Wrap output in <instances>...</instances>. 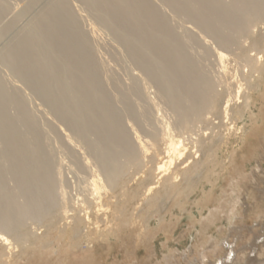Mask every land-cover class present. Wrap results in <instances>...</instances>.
<instances>
[{
	"label": "bare ground",
	"instance_id": "1",
	"mask_svg": "<svg viewBox=\"0 0 264 264\" xmlns=\"http://www.w3.org/2000/svg\"><path fill=\"white\" fill-rule=\"evenodd\" d=\"M41 1L44 2L41 10L28 24L20 26L21 31L13 39L8 38L10 41L0 51V66H6L17 81L25 84L30 92L48 107L49 113L53 115V121L45 125L59 134L58 138L64 135L66 146L72 149L71 155L74 154L81 168L88 169V164L85 163L88 161L85 159L83 163L82 158L77 157V150L74 147L79 144L86 145L88 153L96 161L100 180L97 175L98 181L96 178L92 179V182L89 181L91 186L89 182L86 186H81L82 195H90L92 199L81 197L80 202L86 212V220H90L92 213L98 214L103 209L110 211V214L102 213L106 217L107 226L96 235L97 238L108 242L116 229L120 230L124 225L129 227L137 223L132 217L130 221L120 219L127 211L124 206L135 197L129 193L124 185L126 183L119 193L112 192L109 196V191L119 177H123L127 171L132 173L130 168L134 169L135 178L136 175H140L137 181L140 187H144L142 196H146L147 204L151 206L162 200L169 202L165 215L159 214L158 226L161 227L168 215L175 216L179 209L181 211L188 209L180 201L183 195L186 197L192 195L195 192L194 186L203 181L214 187L216 180L214 181L213 177L221 176V172L216 170V165L220 161L218 160L216 164L211 159L214 157L213 152L217 150L212 152L214 150L212 143L203 138L204 136L199 133L202 130H197V126L208 118L207 114L222 109L220 102L222 94L218 91L217 83L219 82L220 86L227 78L223 79L221 76L222 81L220 76L214 79L190 53L189 42L202 43L208 48L211 45L206 37L210 36L219 47L228 50L234 44L240 43L243 37H251L253 46H260L264 51V35H253L255 32L253 27L259 23L264 24V0H158L161 2L159 4L156 0H28L19 13H14L13 19L10 21L6 19L7 22L2 24L0 39L11 30L20 17L27 15ZM11 4L10 0H0V22H3L6 14L10 12ZM160 4L169 7L175 17L184 18L197 25L202 33L208 36H198L188 29L182 35ZM18 9L15 10L18 12ZM87 17L89 20L93 18L89 24L84 20ZM82 20L88 24L87 29L86 26L83 28L82 23L85 22ZM93 23L95 25L98 23V28L101 25L106 29L123 47L121 50L126 52L132 69L131 82L128 86H123L109 71L105 61L98 58V28ZM242 46L238 57L250 66L252 76L257 74L258 79L261 78L264 75V62L259 61V57L251 58ZM151 87H155L156 91H152ZM249 89L251 91L244 93V104L239 107V112H236L239 114L238 119L243 120L246 113L252 116L255 96L253 89ZM25 92L16 87L8 88L0 72V241L8 243L9 239L3 233L8 232L14 235V241L23 244L22 246L33 236L32 233L21 230L27 218L39 216L41 218L48 210L57 209L61 202L57 193L59 190L57 176L60 174V168L55 165L56 151L53 147H48V136L40 123L42 120L39 122L37 118H41L29 107L23 96ZM236 93L239 97L241 90ZM232 95L226 102L224 101L225 116L229 113V103L236 98ZM157 99L166 103L173 113H171L173 119L171 117L167 119L165 116L167 114L161 113L162 108ZM261 118L253 121L256 123V129L264 125ZM145 123H151L148 138L143 137L138 131V128L142 129L146 125ZM245 128V125L239 127L238 123H233L227 131L231 135L235 133L239 136V131ZM62 129L65 130V134L60 132ZM229 134L225 135L226 140L227 138L230 140ZM244 138L247 140L248 134L243 140ZM151 149L157 150L153 153L157 165L146 170L148 161L144 164L143 156L145 155L146 159ZM238 152L239 150H234L231 153L232 162H229L233 163ZM255 152L254 148H247L243 153L244 159L251 160V155ZM193 153H199L197 159L185 165L188 162L186 157L190 155L188 156L190 158ZM220 164L222 165V162ZM243 167L240 173L241 180L235 181L234 178L230 180L231 195L216 196L212 191L204 190L203 196L195 201L194 204L201 209L200 211L204 210V205L208 201L214 206L209 208L207 216L198 221L202 228L201 234H204V229L208 227L213 229L210 235L200 241L201 248L193 245L189 251L174 253L173 260L166 259V264H183L181 259L183 256L188 260L187 264H215L226 250L221 244L226 236V227L219 226V223L227 222L234 225L237 230L245 233L244 240L251 239L250 234H253L254 230L249 229L248 225L259 218L260 214L255 210L257 203L253 204V197L240 192L238 188L245 181L253 182L260 172L264 173V165L261 162L252 165L250 174L245 172L248 166ZM10 181L14 182L13 186ZM59 191L64 202L66 191L62 188ZM139 192L135 191L134 194ZM150 193L151 195L147 197ZM142 200L140 197L135 208L140 206ZM121 205L123 209L120 208ZM163 208L165 209V206ZM147 218L146 226L150 228L155 217ZM175 218L179 219L178 216ZM85 219L76 217L73 227L81 229L82 225H86ZM172 219L174 217L171 221ZM91 236L90 233H86L89 241H92ZM225 245L232 247L231 242H225ZM191 253L196 254L194 260L189 259ZM233 253L237 259L233 264L249 263L248 251H242L240 256L236 255V251ZM257 257L264 258V243ZM257 261L262 263V260ZM132 264L140 262L136 259Z\"/></svg>",
	"mask_w": 264,
	"mask_h": 264
},
{
	"label": "rangeland",
	"instance_id": "2",
	"mask_svg": "<svg viewBox=\"0 0 264 264\" xmlns=\"http://www.w3.org/2000/svg\"><path fill=\"white\" fill-rule=\"evenodd\" d=\"M16 1L10 0V2L12 3L11 10L10 12L6 14L5 16L6 18L4 17L5 19L2 20L3 22H0V27H1L0 31L2 30V24H5L7 20L10 21V19H13L14 15L16 13H19L21 9L24 8L28 0H20V1L16 0ZM41 3L37 4L38 6L33 7L27 13V15L20 17L17 20V22H15V25H13V27L15 26L14 28L12 27L13 30L11 28L9 32H7L5 35L2 36V38L0 39V51L5 47V45L11 39H13L21 31L22 29L21 27L28 24L32 20V17H34L41 10L44 2L41 1ZM156 3L159 4L161 2L158 1ZM15 5H16V8H15ZM159 6L163 9V11L169 17H171L172 22H175L173 24L174 25L176 24L175 26H177V28L179 29L182 35L185 32V30L188 29V30H191L193 34L195 33L198 36L200 35L205 36V37L208 36L207 34L202 33V31L197 25L185 20L184 18L175 17L174 13H172L173 11H170V8L167 7L166 5L160 4ZM15 9H18L19 11L17 12V10ZM84 20H87L89 24V22H91L93 18L92 19L90 18L89 20V18L87 17ZM84 20L82 21L85 22V24L82 23V26L83 28H85L84 26H86V29H87L88 24L86 25V21ZM95 23L93 24L95 25ZM97 25L95 26L98 28ZM257 25L258 26L253 27V31H255L253 32L254 33L253 35L254 36L255 35L260 36V34L264 35V24L259 23ZM107 32L108 31L102 28L101 25L97 29V37H98L97 50L99 49L98 58L101 59L102 61H105L104 63L107 66H109L108 67L109 71L113 73L120 80L123 86H128L131 82V72H132L131 62L126 55V52L124 50H121V48L123 49V47L113 39L112 35L109 32H108L109 34ZM256 32L258 34H256ZM206 38L209 41V44L211 45L210 47H208L209 50L208 48H205L206 46L205 45L203 46L202 43L189 42L190 53L199 61L200 64L203 65V67H205V69L208 71V73L211 76H213L214 79H216V77L218 79L219 76H220V79H221V76H223V79L224 78H227V79H224V80L221 79V81L222 80L223 81L222 83H220V86L218 84L219 82L217 83L218 91H220V93L222 94V99L220 101L223 106L221 109L222 111L216 110L210 114H207L208 118H206V120L208 119L209 121L207 120L208 121L207 122L204 119L203 120L204 123L200 122V126L198 124L197 130L198 129L202 130V132H199L200 130L198 132L201 133L202 136H204L203 138H205L206 141L212 143L213 145L212 149L214 148L212 152L217 150L216 151L217 153L213 152L214 155H212V157L214 156L216 160H214V157L213 158L210 157V158L212 159L213 162L215 161L216 164H218L219 161L220 163L222 162V165L220 163L216 165V170L221 172L220 173L221 176L219 178L216 176L213 177V180L214 181L216 180V185L214 187H212V185L209 184L207 181H203V183L195 185L194 186L195 192L192 195H189L187 197L183 195V197L180 198V201H182L184 206L188 209H184L183 211L179 209L175 213V216L168 215L167 219L163 222V225L159 227L158 226V221L160 219L159 214L161 213L162 215H165L166 207L169 204V202L162 200L151 206L150 204H147L145 202L146 196H142L144 187L143 188L142 186L140 187L137 181V178L140 175H136L137 177L135 178L134 169L130 168V170H132V173L131 171L130 172L127 171V173H125L124 175L125 177L124 176L119 177L116 183L112 186V190L109 191V196L111 195L112 192L119 193L121 191V187L123 186V184L126 183L124 185H126V187L128 188V191H130L129 193L130 194L132 193V195L135 197L130 199V202H128V204L124 206L125 209L127 208V211L124 212L122 216H120V219L124 218L130 221V219L132 220V218H135V220H137V223L133 224L132 225L133 227L131 225L129 227L124 225L125 227L122 226L121 229L123 230L120 229L121 231L119 229H116L115 234L111 236L112 238L108 242H105L101 238L98 239L96 235L104 231L107 226L106 220H105L106 217L105 215H102V213L110 214V211L109 210L105 211L106 209H103L101 212H98V214L92 213L90 220H92L93 222L91 223L90 220L85 219L86 212L83 210L84 208L80 202L81 199H84V198L90 199L92 197L90 195L88 196L86 195L87 197L82 195L81 193V190L83 187L82 185L86 186L89 181L92 182V179L95 180L97 175H98V179L100 180L98 169H97V163L94 159H92V157L88 153L89 151H88L87 146L84 144H79L78 146L74 147V149L77 150L76 151L77 157L79 159L82 158L81 162L83 161L84 163L85 159L86 161H88V162H85L86 164H88L87 165L88 169L86 167H83L84 168L83 169L80 167L79 165L80 163L77 160H75L76 157H74V154L71 155L72 149L66 146L67 143L65 144L63 140L64 135L62 136L60 135V138H58L59 134H56L55 132H53L50 129V126L45 125V124L49 125L53 121V115L49 113L50 111L48 107L43 103L41 99H38L39 97L37 96L35 97V94L30 92L31 90L25 84H21L20 81H17V78H15L10 73L11 71L6 66H3V65H2L3 67L0 66V72L6 83V86L8 88L16 87L19 90L22 89L23 92L26 91L25 92L26 95L23 94L24 98L27 100L29 107L32 109V111L35 114H37L36 116L41 118V119L39 118L37 119L38 121L42 120V122L40 121L39 122L42 123V126L46 130V133L48 136V140H47V144L49 145L48 147H53L56 151L55 165L60 168V174H58L59 176H57V180L59 182L58 184L59 190H61L62 188L64 191H66L64 195V200H65L64 202L62 200L63 195H59L61 192L59 190L57 191V193H59L58 194L59 201L62 202V203L60 202V206H58L57 209L48 210L44 216L41 215L42 216L41 218L40 216L39 218H32L33 220L31 218L30 219L27 218V220L25 221L26 223L24 224L25 226L21 230L27 231L30 234L32 233L33 236L26 240V242L24 243V246H22L23 244L17 243L14 241L15 240L13 238L14 235L8 232H3L4 236L9 239L8 243L11 241L12 242L9 245L4 240L0 241V264L1 263L2 264H7V263H11V264H132L134 260L136 259L139 260L140 264H166V259H170L171 261L173 260L172 256L174 255V253H177V252L183 253V252L189 251L190 247H192L193 245H194L193 247H195V245H198V248H201V245H200L201 242L208 235L212 233L213 229L208 227L204 229V234H201L202 228L199 225L200 223L198 221L203 219L202 217L207 216L210 211L209 208H213L214 206H213V203L208 201L204 205L205 206L204 210L200 211L201 209H199V207L194 204L195 201L203 196L204 190H206L207 192L212 191V193H215L216 196L220 194L231 195L232 187L230 185V180L232 178H234L235 181L241 180L240 173L242 172L244 165L248 166L247 171H245L248 174H250L252 171V165H257L258 162H261L264 165V125L262 126V128L256 129V123L253 122L256 119L261 118L259 116H263L261 119H263L264 121V112H263L264 111V75L259 79L256 76L257 74H255V76H252L250 66H247V64H245V61L238 57V54L243 49L241 48V46L244 45L242 47H244L245 51L247 50L246 53L251 58L256 59L259 57L258 60L264 62L263 48L262 47L260 48V46L254 47L252 44V40L250 41L251 37L250 38L243 37L241 39L243 43H241L240 41V43H237V45L234 44L231 47V49L229 48L228 50L219 47L218 43L214 41L213 38H210V36ZM220 53H222V55ZM219 54L222 57H220ZM119 72L120 73L123 72L124 74L122 73L121 75ZM224 84L226 85V88ZM252 85L255 87H253ZM257 86H259L258 89H257ZM248 87L253 89V96H255L254 97L255 104L252 108V112L254 114L252 113V116H253L252 117L250 116L249 113H246L245 118L242 120V119H238L239 114L237 113L238 114L237 115L236 112L239 110V107L243 105L245 102L244 93L251 91ZM151 90L156 91L155 87H151ZM239 90H241V94L240 95L238 94L239 97H237L236 92H238ZM231 95L236 98H233V100L229 103L228 105L229 113H228V116H225V114L223 113V108L226 105L225 103L226 100ZM157 100L159 101L160 106L162 108L161 113L167 114L165 115L167 116L166 117L167 119L168 117L169 118L171 117L173 119V117L171 116L172 112L168 108L166 103L163 102V100L161 99H157ZM45 116L48 118H46ZM46 120L48 122L50 120V122L47 123ZM233 123H238L239 127L244 126V125L246 126L245 130H243L244 132L239 131V136L235 135V133H232L231 135L227 131V128L230 127ZM150 124H146L145 125L146 127L143 126L142 129L141 127L138 128L139 133L143 135V137L145 138H148L147 134L149 131L148 128L151 126ZM62 126L63 125H61V127ZM63 129L67 130L64 126H63ZM63 129L60 132H63L62 134H65L64 133L65 130L63 131ZM66 133H69V131H66ZM226 134H229L228 137L230 140H228V138L226 140V137H227L225 136ZM247 134L249 136V138L247 139L248 141L245 138L243 140V137L244 136L246 137ZM62 140L64 142L63 144H62ZM83 146H86V147H83ZM247 148L248 149L254 148L256 150V152L253 155H251V160L244 159L243 153L245 152V150H247ZM234 150H239V152H238V156H236V159L233 160V163H234L233 164L231 163L232 162L231 153ZM156 151H157L156 149H151L149 152L150 154L149 153L147 154L146 159H145L146 156L145 155H144L145 157L143 156V160H145L144 164H146L147 161L149 163L151 161V160L149 161V159L154 160V161L152 160L151 163L149 164L147 163L148 165L146 164V168H145L146 170L149 167H153V168L156 167L157 159H155L153 155V153L154 152L156 153ZM198 155L199 153L198 154L193 153V156H191L192 158L191 157L188 158V156H190L188 155L186 157L188 162H186L187 164L185 163V165L191 164L193 160L197 159L196 157ZM89 164H91V166ZM153 168H149L148 170L153 169ZM80 172L81 174H79ZM93 172H94L95 177L93 175ZM129 173H131L130 177L128 176ZM100 177L102 178L101 175ZM98 179L96 178L97 181ZM78 180L79 182L81 181L82 183H79ZM90 182L88 183L89 186H91ZM10 184L11 186H13L14 182L10 181ZM79 184L81 185L79 186ZM241 185L242 186H240L238 189L240 190V192L242 193L244 192V194L250 195L253 197V204L255 202L257 203V206H255V210L259 212L260 217L257 219H254L248 225L249 229L252 228V230H254V233L250 234L251 236L250 240L249 239L244 240L243 234L245 233H242L240 232V230H237L234 225H231L227 222H225V224L219 223V226L225 225L226 227V236L221 242V244L226 250H224L223 255L218 257L215 264L236 263L237 259H235L233 252L236 251V255L240 256L242 251L244 252L245 250L248 251V253H250V261L248 264H264V258L261 259L257 257V253L259 252L261 245L264 243V219H263L264 218V173L260 172L258 176L256 177V179L253 180V182H250L248 180L247 182L245 181V183ZM138 189L140 190V192ZM135 191L139 192V194H134ZM184 194H186V192ZM150 195L151 193L147 195V197ZM140 197L141 199H143L142 203L140 204V206H138V208H135V206L138 204ZM113 200H116V199H113ZM92 201L89 200V202H92ZM164 206H165V209L163 208ZM120 208L123 209V206L121 205ZM131 211H132V214H131ZM74 215L76 217L85 219L84 224L86 223V225H82L83 229L73 227L74 221L76 219ZM150 216L155 217V218L153 220L152 225L149 228L146 226V223L148 219L147 217H150ZM176 216L179 217L178 219L179 221L176 220L175 218ZM173 217L174 219H172L171 221V218ZM177 221L178 223L176 224ZM86 233L87 234L90 233L92 235L91 236L92 241L91 240L89 241V239L86 238ZM138 234L141 239L139 238ZM225 242L226 243L231 242L232 247H227L225 245ZM236 242H238V244H236ZM106 244L107 245L110 244V245L107 246ZM250 244L252 245L251 247L248 246ZM114 249L115 251H112ZM241 249L243 250L241 251ZM195 255H196L195 253L193 254L191 253L189 255V259L194 260ZM181 259H182L183 264L188 263V260H185L186 258H184V256ZM257 260H262V263H259Z\"/></svg>",
	"mask_w": 264,
	"mask_h": 264
}]
</instances>
